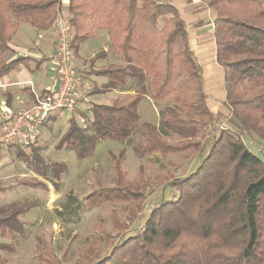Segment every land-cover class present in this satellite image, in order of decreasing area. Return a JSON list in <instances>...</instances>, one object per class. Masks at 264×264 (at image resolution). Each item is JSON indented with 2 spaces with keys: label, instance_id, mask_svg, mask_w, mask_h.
Returning a JSON list of instances; mask_svg holds the SVG:
<instances>
[{
  "label": "trees",
  "instance_id": "trees-1",
  "mask_svg": "<svg viewBox=\"0 0 264 264\" xmlns=\"http://www.w3.org/2000/svg\"><path fill=\"white\" fill-rule=\"evenodd\" d=\"M202 1L214 14L216 60L226 89L223 104L230 111L218 126L207 103L203 68L191 49L187 24L170 2L0 0V79L31 60L3 58L19 30L28 25L37 33L50 31L64 12L71 20L76 56L83 43L104 30L121 61L94 70L96 77L107 82L94 85L87 96L126 88L130 80L137 85L134 95L118 97L110 105L91 103L86 110L79 109L88 125L83 127L72 115L59 150H71L83 160L102 141L130 145L140 135L143 141L137 151L148 157L190 150L202 154L195 171L182 177L163 174V184L176 192L173 198L153 207L136 234L115 242L106 256L90 258L87 264H203L201 243L206 244L203 256L215 264H264V2ZM147 99L167 103L159 126L141 122L139 108ZM12 147L44 179L36 186L46 190L50 183L60 191L66 163L45 160L37 139ZM124 154L122 150L121 160ZM117 162V185L91 193L87 203L98 207L127 202L135 204L138 214L147 186L125 185ZM34 206L37 203L32 201L0 205V237L11 240L0 241V264H7L6 255L15 252V235L25 228L21 217ZM43 257L48 259L46 264H61Z\"/></svg>",
  "mask_w": 264,
  "mask_h": 264
},
{
  "label": "rangeland",
  "instance_id": "rangeland-1",
  "mask_svg": "<svg viewBox=\"0 0 264 264\" xmlns=\"http://www.w3.org/2000/svg\"><path fill=\"white\" fill-rule=\"evenodd\" d=\"M29 36L32 40L36 38L31 33ZM10 46L11 50L3 55L5 61L17 51L27 48L26 42L16 40H12ZM20 46L22 49L17 48ZM102 46L103 40L92 39L80 46L78 56L75 55L76 73L85 87L81 110H86L91 103L110 105L116 98V94L87 96L94 85L101 86L107 82L106 78L96 77L94 70L121 62L112 47L109 48V52L113 53L111 56L109 53H98ZM22 55L24 56H20L25 60L30 59L28 54ZM32 58L41 59L42 55H31ZM93 59L96 60L92 61ZM89 72L93 75H89ZM129 82L126 88L120 89L127 95H134L137 85L134 81ZM120 96L125 95L118 97ZM166 106L165 102L156 104L147 99L139 108L141 122L159 126ZM78 110L79 106L74 115L77 118L81 117ZM72 115L70 112L60 113L38 132L37 144L42 148L41 156L47 161L64 162L68 165V171L61 179L59 192L50 183H47L46 190L36 186L43 184L44 179L17 157L19 153L15 147L0 152V205L10 202L22 204L27 201L37 203V206L21 217L25 228L22 233L15 235L13 243L16 250L6 255L7 264H46L48 259L43 256L61 264H87L85 261L90 258L106 256L115 242L118 243L124 237L134 235L140 230L153 207L163 199L173 198L176 192L163 184V174L171 172L175 177H182L195 171L200 164L202 154L195 150L178 155L145 156L137 151L143 141L140 135L130 145L110 140L102 141L93 155L80 160L73 151L57 148L61 137L68 130ZM208 138L213 139L211 136ZM254 147L258 146L254 144ZM122 150L125 154L121 160ZM112 154L115 155L116 161ZM262 154L264 156V153ZM117 161L121 163L125 185L130 183L136 187L145 183L147 186L143 210L138 214H135V204L127 202L112 201L98 207L89 206L87 203V197L91 193L117 185ZM0 241L11 242L9 237H0ZM191 247L189 245V248ZM201 247L203 248L199 252L200 261L203 264H215L214 260L203 256L206 244L201 243ZM185 253L189 255V251Z\"/></svg>",
  "mask_w": 264,
  "mask_h": 264
},
{
  "label": "crops",
  "instance_id": "crops-1",
  "mask_svg": "<svg viewBox=\"0 0 264 264\" xmlns=\"http://www.w3.org/2000/svg\"><path fill=\"white\" fill-rule=\"evenodd\" d=\"M162 1L173 4L187 24L191 49L203 68L205 93L208 96L207 103L216 116L218 126L230 115V111L223 104L226 99V89L224 72L216 60L217 48L214 37V14L202 0ZM29 33L36 36L35 40L30 38ZM92 39L103 40V46L98 53L104 52L109 53L110 56L113 55L109 50L111 44L106 31H100ZM13 40L26 42L27 48L19 52L17 51L8 61L15 60L20 55L22 56L23 53L28 54L30 58L31 55L46 56L55 49L56 31L52 29L47 32L37 33L30 26L24 25ZM17 48L22 49L21 46ZM51 74L52 66L49 61L44 60V58H32L31 61L17 66L9 75L2 77L0 79V112L6 107L11 110L25 108L32 104L37 96L44 95L52 90L54 84L50 79ZM84 88V84L82 83L78 90L80 102L83 100ZM108 94H116V98L119 95H127L126 92L121 91L120 87Z\"/></svg>",
  "mask_w": 264,
  "mask_h": 264
},
{
  "label": "built area",
  "instance_id": "built-area-1",
  "mask_svg": "<svg viewBox=\"0 0 264 264\" xmlns=\"http://www.w3.org/2000/svg\"><path fill=\"white\" fill-rule=\"evenodd\" d=\"M54 27L55 49L42 56L52 66L50 79L54 86L46 94L37 96L35 101L25 108L11 110L6 107L1 110L0 152L15 145H27L35 141L40 128L60 113L70 112L75 115L78 106L82 109L83 103L78 99V90L83 82L76 73L75 54L72 48L73 29L68 14L60 12ZM77 119L83 127L88 125L86 118ZM261 150L257 149V152Z\"/></svg>",
  "mask_w": 264,
  "mask_h": 264
}]
</instances>
